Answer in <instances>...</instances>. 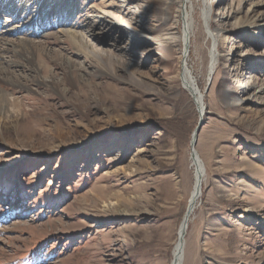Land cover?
Wrapping results in <instances>:
<instances>
[{"label":"rangeland","instance_id":"obj_1","mask_svg":"<svg viewBox=\"0 0 264 264\" xmlns=\"http://www.w3.org/2000/svg\"><path fill=\"white\" fill-rule=\"evenodd\" d=\"M115 1L164 33V0ZM84 2L76 0L65 29L93 20ZM229 2L214 0L210 15ZM200 3L189 2L196 23L187 63L203 93L201 111L177 76L180 41L166 69L159 41L130 34L127 21L106 18L119 34L87 36L107 51L101 60L47 36L63 28L55 9L34 30L0 28V41L46 42L48 69L33 78L51 81L30 80L22 92L0 85L20 117H0V264H170L193 187L190 139L198 124L194 148L206 172L183 264H264V255L255 261L264 247V117L256 100L245 106L243 99L249 72L264 74V26L235 28L219 50L242 44L243 60H220L207 79L212 43ZM0 15L3 22L9 13ZM67 54L82 78L60 66Z\"/></svg>","mask_w":264,"mask_h":264},{"label":"bare ground","instance_id":"obj_2","mask_svg":"<svg viewBox=\"0 0 264 264\" xmlns=\"http://www.w3.org/2000/svg\"><path fill=\"white\" fill-rule=\"evenodd\" d=\"M128 1L130 0H127V2ZM134 1L136 4L135 7H138L137 5L140 4L139 1L144 2L147 0ZM148 1L152 2L153 0ZM187 1L188 0H164L161 12V23L165 26L164 33H155L156 30H154L151 25L144 22L139 13L134 15V11L123 9V4L116 5L117 3L115 0L112 2H105V0H102L99 4H95L91 0H85L81 5L89 11L87 17H92L93 20L83 19L81 23L75 25L71 23L72 26L66 29L64 25L69 21V18L72 17L75 11L76 0H0V12H7L12 18L11 20L8 16L3 19V22H1L0 18V28L3 29L1 30L3 33L13 32V29L15 28L26 27L29 25L32 26L34 30V27H38L39 23L42 22L41 14L44 13V16H49L50 13H48V10L55 9L56 12H59L64 16L63 22L65 23L57 20V22L61 23L60 27L63 28H58L57 31L52 34L48 33L47 36L52 38L54 42H60V40L68 42L73 47V50L82 55L85 59L92 57L95 58V60H101V53H106L107 51L98 48L94 42L87 39V36L95 38L96 31H100L101 33L110 32L116 36L120 31L112 22H108L105 19L110 18L113 21H116V19L121 20L122 22L127 21L130 34L136 33L143 36L150 35V37L159 41V45L162 46V60L165 65L164 68L166 69L169 67V60L174 57V54L176 53L177 42L180 41L186 48H179L178 58L180 59V72L177 76L180 77L184 89L189 92L193 98L194 104H196L201 111L203 109V93L198 87L197 80L193 76L187 63L189 56L187 44L190 43L192 36L194 35V25L196 23L194 17L195 8L194 6L190 8V0L188 3ZM213 1L214 0H201L200 3L202 20L207 26V33L205 35L208 36L212 43L209 65L206 72L207 79L212 76L211 74L217 68L220 60L224 58H226V60L232 59L235 60L236 63H240L243 60V50L241 49L242 44L232 45V49L225 52V54H222L219 50V47L222 46L223 40L228 38V36H233L235 28L239 29L241 27H248L249 25L257 27L264 26V0H230L228 4L223 6L221 12L215 14V16H211L210 9ZM245 5H247V8L244 10L243 7ZM129 6H131V3H129ZM100 12H102L103 17L105 16L104 18H102V14H99ZM98 17H101L100 22L94 20V18ZM15 19L20 20L21 24H19V26L16 24L13 25ZM217 22L218 24H216ZM180 23L182 24V35L177 29V24ZM109 38V42H114V39H111V37ZM261 43L264 45V41H261ZM49 54L50 51L46 48V42L44 41H34L31 37H23L21 35L17 38L2 39L0 41V85L8 86L9 88H12L11 91L18 92L28 89V81L30 80L36 82L37 87L49 86L51 81L45 78H33L35 75L40 74L42 69L47 71L48 66H46L44 61L47 60V58H50ZM69 55L70 54L65 55V57L63 56V60L59 62L60 66L65 71L66 75L82 78L84 72L82 73L81 69L73 68L72 65L68 63L72 61ZM107 55H109V53ZM108 73L110 74V72ZM246 82H250L251 84L248 85L244 94L243 99L246 100L245 106H249L252 100H256L260 115L264 117V74H255V72L250 71L247 80H245V83ZM6 91L0 88V117L17 121L20 117L11 111L15 105V101H11L7 98ZM224 91L227 98L232 100L233 97L231 90L226 88ZM195 149L196 148H194V150ZM189 154L190 163L193 168V187L188 199L187 207L177 229V238L173 247L170 264H183L188 224L192 220L193 213L197 208L198 200L202 192V186L205 181V166L197 151L195 150V153L193 151L191 153L190 151ZM29 228L31 227L29 226ZM263 255L264 247H262L261 250L259 249L256 251L255 261L262 262L263 260H261V257Z\"/></svg>","mask_w":264,"mask_h":264},{"label":"water","instance_id":"obj_3","mask_svg":"<svg viewBox=\"0 0 264 264\" xmlns=\"http://www.w3.org/2000/svg\"><path fill=\"white\" fill-rule=\"evenodd\" d=\"M199 130H200V124H198V126L195 128V130L193 132V135H192V139H191V142H190L191 153H192V151L195 153L194 146L196 144L197 135L199 133Z\"/></svg>","mask_w":264,"mask_h":264}]
</instances>
